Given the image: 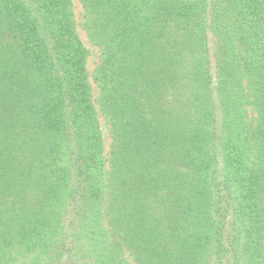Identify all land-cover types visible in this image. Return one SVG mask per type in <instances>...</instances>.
I'll return each mask as SVG.
<instances>
[{
	"label": "trees",
	"instance_id": "obj_1",
	"mask_svg": "<svg viewBox=\"0 0 264 264\" xmlns=\"http://www.w3.org/2000/svg\"><path fill=\"white\" fill-rule=\"evenodd\" d=\"M79 1L99 109L73 1L0 0V264H264V0Z\"/></svg>",
	"mask_w": 264,
	"mask_h": 264
},
{
	"label": "rangeland",
	"instance_id": "obj_2",
	"mask_svg": "<svg viewBox=\"0 0 264 264\" xmlns=\"http://www.w3.org/2000/svg\"><path fill=\"white\" fill-rule=\"evenodd\" d=\"M74 4V9L76 13V19L78 23V32L80 34V37L85 44V46L88 48L90 52V56L88 58V72L90 75V82L92 85V92H93V99L95 101L96 108L99 109L98 105V95H99V88L94 80V71L97 66V64L100 61V52L97 47L93 46L90 41L88 40L86 33L84 29L82 28L83 25V14L84 10L82 8V5L79 0H72ZM100 121L102 124V130L104 133V152L106 159L109 158V151H110V145H111V134H110V127L107 122V120L104 118V116L100 113ZM253 153V152H252ZM251 153V154H252ZM133 264V263H132Z\"/></svg>",
	"mask_w": 264,
	"mask_h": 264
}]
</instances>
